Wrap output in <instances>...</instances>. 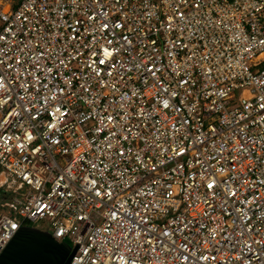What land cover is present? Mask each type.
<instances>
[{
	"label": "built area",
	"instance_id": "obj_1",
	"mask_svg": "<svg viewBox=\"0 0 264 264\" xmlns=\"http://www.w3.org/2000/svg\"><path fill=\"white\" fill-rule=\"evenodd\" d=\"M0 176V252L264 264V0H0Z\"/></svg>",
	"mask_w": 264,
	"mask_h": 264
},
{
	"label": "water",
	"instance_id": "obj_2",
	"mask_svg": "<svg viewBox=\"0 0 264 264\" xmlns=\"http://www.w3.org/2000/svg\"><path fill=\"white\" fill-rule=\"evenodd\" d=\"M78 244L29 226L18 227L0 252V264H69Z\"/></svg>",
	"mask_w": 264,
	"mask_h": 264
},
{
	"label": "trees",
	"instance_id": "obj_3",
	"mask_svg": "<svg viewBox=\"0 0 264 264\" xmlns=\"http://www.w3.org/2000/svg\"><path fill=\"white\" fill-rule=\"evenodd\" d=\"M10 196H11V194H10ZM6 197H7V192H5V190L3 188H0V204L8 201L9 198L7 199V201H2L3 199L6 200ZM10 200H12V197H11V199H9V201ZM1 210H2V208L0 207V211Z\"/></svg>",
	"mask_w": 264,
	"mask_h": 264
},
{
	"label": "rangeland",
	"instance_id": "obj_4",
	"mask_svg": "<svg viewBox=\"0 0 264 264\" xmlns=\"http://www.w3.org/2000/svg\"><path fill=\"white\" fill-rule=\"evenodd\" d=\"M8 180H10V179H8ZM10 194H11V193H7L6 200L3 199L2 201H7V199H8V198L11 199V197L13 198V196H12V195L10 196ZM9 199H8V201H9ZM0 213H6V209L2 208V210L0 211ZM40 224H41V222H40Z\"/></svg>",
	"mask_w": 264,
	"mask_h": 264
},
{
	"label": "bare ground",
	"instance_id": "obj_5",
	"mask_svg": "<svg viewBox=\"0 0 264 264\" xmlns=\"http://www.w3.org/2000/svg\"><path fill=\"white\" fill-rule=\"evenodd\" d=\"M4 179H3V177L2 176H0V182H2Z\"/></svg>",
	"mask_w": 264,
	"mask_h": 264
}]
</instances>
